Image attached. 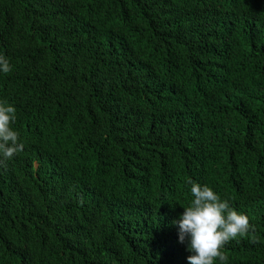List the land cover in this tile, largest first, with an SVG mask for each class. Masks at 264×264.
Instances as JSON below:
<instances>
[{
	"label": "trees",
	"instance_id": "1",
	"mask_svg": "<svg viewBox=\"0 0 264 264\" xmlns=\"http://www.w3.org/2000/svg\"><path fill=\"white\" fill-rule=\"evenodd\" d=\"M0 54V264H187L190 182L264 264V0H0Z\"/></svg>",
	"mask_w": 264,
	"mask_h": 264
},
{
	"label": "clouds",
	"instance_id": "2",
	"mask_svg": "<svg viewBox=\"0 0 264 264\" xmlns=\"http://www.w3.org/2000/svg\"><path fill=\"white\" fill-rule=\"evenodd\" d=\"M11 71L8 59L0 54V74ZM17 119L13 105L0 101V160H10L23 150L19 133L12 125ZM191 200L177 221L178 242L187 239V250L191 253L187 264H226L224 246L250 230L248 217L234 210L212 188L190 182Z\"/></svg>",
	"mask_w": 264,
	"mask_h": 264
}]
</instances>
